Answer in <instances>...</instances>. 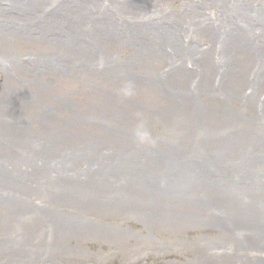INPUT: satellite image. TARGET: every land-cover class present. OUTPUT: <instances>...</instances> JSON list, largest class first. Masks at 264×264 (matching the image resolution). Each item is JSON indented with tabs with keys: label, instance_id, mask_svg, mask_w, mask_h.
Listing matches in <instances>:
<instances>
[{
	"label": "rangeland",
	"instance_id": "1",
	"mask_svg": "<svg viewBox=\"0 0 264 264\" xmlns=\"http://www.w3.org/2000/svg\"><path fill=\"white\" fill-rule=\"evenodd\" d=\"M0 5V264H264V0Z\"/></svg>",
	"mask_w": 264,
	"mask_h": 264
},
{
	"label": "bare ground",
	"instance_id": "2",
	"mask_svg": "<svg viewBox=\"0 0 264 264\" xmlns=\"http://www.w3.org/2000/svg\"><path fill=\"white\" fill-rule=\"evenodd\" d=\"M16 6L21 8V4H16V3L13 4V7H16ZM0 8L3 10L5 7L0 5ZM208 67H209V66H208ZM196 190H197V188H196ZM196 190H195V191H196ZM234 210L237 211L235 208H234ZM245 213H248V211L245 212ZM249 213H250V212H249ZM245 216L247 217V215H245Z\"/></svg>",
	"mask_w": 264,
	"mask_h": 264
}]
</instances>
